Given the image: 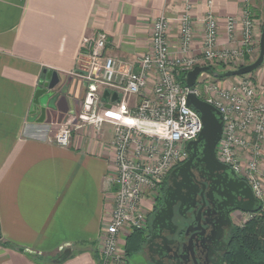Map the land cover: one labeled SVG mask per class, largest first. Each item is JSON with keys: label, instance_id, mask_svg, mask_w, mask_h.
Masks as SVG:
<instances>
[{"label": "crops", "instance_id": "obj_1", "mask_svg": "<svg viewBox=\"0 0 264 264\" xmlns=\"http://www.w3.org/2000/svg\"><path fill=\"white\" fill-rule=\"evenodd\" d=\"M260 4H251L255 52L264 16ZM243 7V0H0V264H100L98 246L117 189L114 127H85L69 147L52 141L86 95L79 77L87 69L85 41L104 32L106 55L131 63L151 50L161 15L189 12L198 23L212 11L221 49L229 18L237 22L236 45L241 40ZM203 36V26L196 24L192 55H199ZM168 39L175 49L176 24ZM49 72L57 80L52 89L46 85ZM254 73L264 91V63ZM153 88L151 81L146 93L152 95ZM45 89L37 104L38 90ZM105 94L114 117L116 98ZM138 101L132 97L131 107ZM260 168L264 172V151ZM66 249L70 257L58 262Z\"/></svg>", "mask_w": 264, "mask_h": 264}, {"label": "built area", "instance_id": "obj_2", "mask_svg": "<svg viewBox=\"0 0 264 264\" xmlns=\"http://www.w3.org/2000/svg\"><path fill=\"white\" fill-rule=\"evenodd\" d=\"M252 1L243 0L241 40L236 45L237 22L229 18L228 40L222 49L218 48L219 22L212 11L198 23L189 12L176 18L161 15L154 24L151 50L131 63L106 55L108 36L104 32L85 41L88 63L86 72L79 77L87 84L86 95L80 109L65 119L52 141L69 147L74 133L85 127L97 132L106 124L114 127L117 174L112 181L117 189L112 219L98 246L101 264L127 258L124 247H119L120 239L127 228L138 231L144 227L146 189L161 184L162 178L173 170L172 162L177 166L185 162L187 145L198 140L203 123L200 113L187 104L189 94H196L220 112L223 132L216 149L217 159L245 181L258 204L264 206V172L260 168L264 151V91L249 77L251 74L235 77L240 80L230 86H226L229 79L206 80L208 99L199 96L197 85L192 89L178 81L181 72L185 75L197 66L223 64L233 68L251 58L255 52ZM173 24L178 28L179 58L172 57L168 39ZM196 24L204 28L200 57H187L195 42ZM151 81L156 84L152 95H148ZM105 92L117 96L114 117L110 116ZM132 97L140 98L134 107L130 105ZM140 135L157 144H144Z\"/></svg>", "mask_w": 264, "mask_h": 264}, {"label": "flooded vegetation", "instance_id": "obj_3", "mask_svg": "<svg viewBox=\"0 0 264 264\" xmlns=\"http://www.w3.org/2000/svg\"><path fill=\"white\" fill-rule=\"evenodd\" d=\"M187 153L186 161L169 173L140 232L143 264H231L234 235L246 223L241 226L237 221H243L247 213L229 212L234 201L218 196L223 193L220 174L197 149ZM167 201L170 207L156 222Z\"/></svg>", "mask_w": 264, "mask_h": 264}, {"label": "water", "instance_id": "obj_4", "mask_svg": "<svg viewBox=\"0 0 264 264\" xmlns=\"http://www.w3.org/2000/svg\"><path fill=\"white\" fill-rule=\"evenodd\" d=\"M264 63V26L260 38V52L258 59L247 66H243L237 70H229L224 72L223 74L214 73L211 67L209 66H197L193 70L187 73L186 75V85L189 88L194 89L195 86L198 84V79L203 74H208L210 76L216 78H235L239 76L249 75L257 71ZM57 83L55 80V75L53 72H49L47 76L46 85L49 89H52L54 85ZM47 93V90H38L35 102L39 104V98ZM109 96V92H106L105 97ZM114 98L117 99V96L114 95ZM48 97H46V100ZM44 107L42 110V114H46V102L41 103ZM187 104L189 107H192L197 112L200 113L202 123H203V130L198 138V140L190 142L187 145V152H195L196 149L200 151L201 156L203 155V160L206 161L208 164H211L214 171H217L220 175L218 176L221 180V191L218 196L221 199L227 200L230 197L234 201L233 207L229 210V212L233 211H240L242 213L253 214L257 211V199L255 198L250 186L245 182L241 181L236 178L235 173L231 170L230 167L222 164L218 161L216 156V149L217 145L221 140L222 132H223V119L220 112L208 104L207 102L201 100L196 94L192 93L189 94L187 97ZM45 118V115L43 116ZM43 120H40V123H43ZM202 149V151H201ZM189 161L183 168L187 167L190 164ZM182 168L177 169L173 172V177H177L180 173ZM167 207L161 211V213L157 217V221L163 219L165 212L167 211ZM1 239V234H0ZM23 251L22 249H19ZM71 255V250L66 249L60 261L66 260Z\"/></svg>", "mask_w": 264, "mask_h": 264}, {"label": "trees", "instance_id": "obj_5", "mask_svg": "<svg viewBox=\"0 0 264 264\" xmlns=\"http://www.w3.org/2000/svg\"><path fill=\"white\" fill-rule=\"evenodd\" d=\"M263 30V28H262ZM214 73L223 74L228 71L224 66H210ZM186 75L181 78V83L186 84ZM251 75H254L253 73ZM216 81L232 78H216ZM253 218L244 226L237 229L229 255L231 264H264V206L258 205L253 213ZM143 239L140 232L136 231L126 240L125 254L127 257L140 253Z\"/></svg>", "mask_w": 264, "mask_h": 264}, {"label": "rangeland", "instance_id": "obj_6", "mask_svg": "<svg viewBox=\"0 0 264 264\" xmlns=\"http://www.w3.org/2000/svg\"><path fill=\"white\" fill-rule=\"evenodd\" d=\"M263 2L264 0H261V4L260 6L262 7L263 6ZM264 26V16H263V19L261 21V26H260V32H259V37L257 38V52H255L251 58H248L247 60L243 61V62H239V64H237V66L235 67H229V66H226V65H217V66H224L227 68V70H234L236 67L237 68H240V67H243V66H247V65H250L252 63H254L257 59H258V56H259V43H260V37H261V33H262V28ZM169 37V36H168ZM179 38V37H178ZM178 43L180 44V40H178ZM179 44L174 48H171V52H172V57L173 58H179L181 57L180 54H178V50H179ZM178 48V49H177ZM195 48L192 47V50H194ZM222 49V48H221ZM191 50V52H192ZM191 52L188 54L187 57H195V58H199L200 57V53L199 55H192ZM206 76L202 77L200 76L199 79H198V84H197V92L199 94V96L202 98V99H208L209 96L207 94V90H208V84H206V80L207 81H210V82H216V80L213 78V76H210L208 74H205ZM183 77V74L182 72L179 74V77H178V81L181 82V78ZM249 77H251L255 82H256V79H255V73L254 75H249ZM238 80H240V78H232V79H229L227 82H226V86H230L232 84H234L235 82H237ZM153 84L155 85L156 84V81H152ZM140 138V141L143 142L144 144L146 145H151V144H157L155 141L153 142L152 140L150 139H147L144 135H140L139 136ZM177 163L174 161L171 163V167L174 169L177 165ZM169 173L167 175H165L164 178H162V182L161 184L159 185H156L154 186L153 188H147L146 191H145V195H144V207H145V212H144V216H145V224H144V227L140 230H138V232H141L145 227H146V224L148 222V219H149V215H150V212L152 210V207L153 205L155 204L156 202V199L158 198L159 194H160V191H161V188L162 186L164 185V183L166 182V179L168 177ZM253 214H247L243 217V221H237L238 224H240L241 226L243 225L242 222H247L249 220H251L253 217ZM133 230L131 229H126L122 234L121 236V239H120V249L123 248V251H126L125 250V246L122 247V245L125 243L126 244V240L133 234L132 233ZM133 232H136V231H133ZM99 250V256H100V260H101V255H100V249L98 248ZM123 261H121V259L117 262L116 260L112 262V264H143L142 262V259L139 257V253L136 254V255H132L130 257H127L125 259H122ZM100 264H101V261H100Z\"/></svg>", "mask_w": 264, "mask_h": 264}]
</instances>
